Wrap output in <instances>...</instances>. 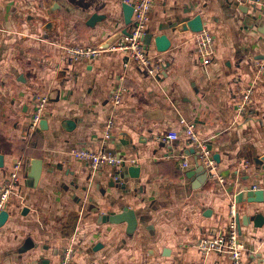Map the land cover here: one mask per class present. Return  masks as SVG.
<instances>
[{
	"label": "crops",
	"instance_id": "crops-1",
	"mask_svg": "<svg viewBox=\"0 0 264 264\" xmlns=\"http://www.w3.org/2000/svg\"><path fill=\"white\" fill-rule=\"evenodd\" d=\"M122 2L0 0V184L22 159L0 226V264H61L66 256L68 264H231L216 251L204 258L196 245L232 215L243 264H257L256 255L264 258V201L236 202L235 194L245 185L264 188V162L255 164L264 154V3L155 0L142 40L158 67L154 75L132 61L125 66L126 55L109 48L64 62L63 47L99 46L122 32ZM93 13L102 17L90 24ZM196 14L213 35L206 65L194 48L196 33L172 27ZM158 34L170 40L165 52L155 48ZM119 85L125 91L115 104ZM245 88L251 101L239 111ZM38 96L49 101L43 123L29 133ZM180 119L218 154L223 182L188 179L182 161L194 163V152ZM168 131L179 138L163 141ZM74 148L122 156L131 162L122 166L125 178L112 185L117 167L93 169L71 155ZM32 160H41L37 182ZM133 165L137 177L127 170ZM123 208L133 211V229L126 220L99 218Z\"/></svg>",
	"mask_w": 264,
	"mask_h": 264
},
{
	"label": "built area",
	"instance_id": "built-area-1",
	"mask_svg": "<svg viewBox=\"0 0 264 264\" xmlns=\"http://www.w3.org/2000/svg\"><path fill=\"white\" fill-rule=\"evenodd\" d=\"M154 1L155 0H123V2L131 4L133 8L128 35H122L109 47L111 50H120L126 55L125 66L128 61L135 62L143 67V69L150 75H154L158 71V67L152 63V58L145 50L142 38L147 28ZM252 2L254 4H262L264 3V0H252ZM193 44L202 64H208L213 57V35L211 32L207 29H202L197 32ZM103 50L105 49H100L98 46H65L63 47L62 58L64 62H72L81 57L99 56ZM124 91L125 89L120 85L115 87L111 94L112 103L116 104L120 102ZM251 94V88H245L240 91L238 101L239 111L247 110L251 101ZM48 101L49 100L46 96H38L35 98L28 126L29 133L34 132L38 127ZM179 122L183 124L182 135L184 143L187 147L194 149V156H196L194 161L196 160L203 164L208 171L211 172L212 176L214 175L218 181L223 182V177L215 171L214 160L209 150L198 138L192 123L184 119H180ZM178 138L179 133L177 131H168L163 136L162 140L169 143ZM70 153L76 160L86 162L93 169H98L104 165H110L117 167L119 170L126 161L130 162L122 158V156L101 149L93 150L89 148H74ZM189 164H192L190 157L184 156L182 166L185 167ZM21 166L22 159H16L8 172V175L0 184V211L6 209L9 196L18 184L19 170ZM252 189L256 190L258 187L252 185ZM196 247L204 258L209 252L216 251L229 255L231 264H243L242 253L244 251V246L239 239V232L233 215L225 228L213 232L209 237L200 239ZM61 264H68V256L63 259Z\"/></svg>",
	"mask_w": 264,
	"mask_h": 264
},
{
	"label": "water",
	"instance_id": "water-1",
	"mask_svg": "<svg viewBox=\"0 0 264 264\" xmlns=\"http://www.w3.org/2000/svg\"><path fill=\"white\" fill-rule=\"evenodd\" d=\"M250 7H254V3L250 5ZM121 8H122V13H123V22L124 25L126 26L123 30H121L122 32L115 34L113 36H111L108 40H106L103 44H100L98 46V48L100 49H106L109 48L115 41H117L122 35H128V29L127 27L130 25L131 23V16H132V5L129 3H125L122 2L121 3ZM239 9L242 10L243 12H247L248 10V6H239ZM249 16H252L251 14H249ZM102 17L99 14L93 13L92 16L89 19V23L92 24L94 21L98 20V18ZM51 26H53V22L49 21L45 24V28H50ZM172 27L177 28L180 31L183 30H190L193 33H197L199 31H201L203 29V22L201 19V16L199 14H196L195 16H193L190 19L187 20H183L179 23H176L175 25L172 24ZM144 37H146L144 35ZM143 40V38H142ZM153 42L155 45V48L158 52H165L169 46H170V40L168 39V37L165 34H158L155 35L153 38ZM43 123V119L40 120L39 124ZM68 125H73V122L71 120H69L67 122ZM207 149L209 150L210 148L207 146ZM189 152H194L193 148H190ZM212 158L214 161H218V154L214 153L212 155ZM2 159V155H0V161ZM194 159H196V156H194ZM41 160H32L31 161V174L30 177L34 180V182H37L41 173ZM264 162V154L262 156L259 157V159L255 160V164H263ZM127 170H129V174L132 177H137V168L133 165V166H129L127 168ZM183 171L186 172V174L188 175V179H192V177L197 176V181L199 182H203L205 179L210 178L211 177V172L208 171V169L201 163L197 162L196 160L194 161V163L189 164L187 166H185L183 168ZM133 172V173H132ZM198 173V174H197ZM125 178V171L124 168L121 167L118 171L115 172V174L113 176H110L108 178V182L112 183V185L114 183H121L122 179ZM123 186V185H122ZM239 200L241 201H245L248 203H257V202H263L264 201V188H258L256 190L252 189L251 185H245L242 187V189L240 191H238L235 194V201L238 202ZM25 210V208H24ZM262 214H257L255 216V220L259 219V217H261ZM237 215H235V223L236 225L238 224V220H237ZM264 217V216H262ZM8 218V211L6 209H3L0 211V226H2L4 224V222L6 221V219ZM100 219L102 220H109L111 222H118L121 220H126L128 222V225L131 229L134 228V226L136 225V220L134 218L133 215V211L123 208L122 212L119 214H115V215H100L99 216ZM254 220V225L257 226L256 222ZM257 257V264H264V258L259 257V255H256Z\"/></svg>",
	"mask_w": 264,
	"mask_h": 264
}]
</instances>
